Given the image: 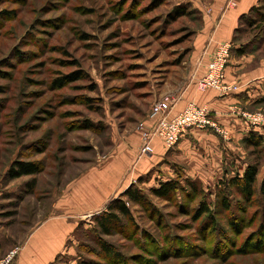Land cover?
I'll return each mask as SVG.
<instances>
[{"label":"rangeland","instance_id":"374dc122","mask_svg":"<svg viewBox=\"0 0 264 264\" xmlns=\"http://www.w3.org/2000/svg\"><path fill=\"white\" fill-rule=\"evenodd\" d=\"M213 1L0 0V224L6 228L0 234V261L22 248L43 221L56 218L66 241L55 264H118L102 251L101 238L121 251L126 264H264L263 202L258 195L247 207L222 180L198 184L200 192L193 198L181 180L183 191L158 199L151 193L161 183L152 179L156 168L129 187L143 192L148 203L147 208L130 205L137 231L132 223H123L111 237H102L93 220L126 192L119 195L123 186L117 185L110 195V185L97 175L119 148L126 151V139H138L133 156L128 154L130 165L146 157L138 156V128L149 120L153 105L177 96L195 79L188 75V54L202 23L193 3ZM178 8L190 14L175 18ZM263 17L264 0L236 35V44L251 51L245 55L252 57L251 68L264 62ZM78 70L87 77L54 88L57 78ZM240 110L250 114L251 126L258 128L252 131L263 146L254 150L245 139L238 149L224 150L223 179L243 174L259 159V187L264 178V96ZM88 122L93 128H87ZM215 134L229 140L228 133L225 138ZM15 161L42 169L11 181L7 172ZM171 167L182 172L178 165ZM33 181L35 188L30 187ZM223 193L232 201L230 212L220 208L214 224L210 215L193 220L190 213L200 201L216 209ZM171 237L176 238V253Z\"/></svg>","mask_w":264,"mask_h":264},{"label":"crops","instance_id":"0c3cea01","mask_svg":"<svg viewBox=\"0 0 264 264\" xmlns=\"http://www.w3.org/2000/svg\"><path fill=\"white\" fill-rule=\"evenodd\" d=\"M226 1L214 0L211 5L193 3L202 18L201 27L194 35L188 54V75L194 74L196 77L179 89L175 98L179 100L176 112L183 110L190 103L208 107L213 119L227 131L229 140L224 142L225 140L211 131L192 129L184 134L172 150L166 149L161 140H155L153 154L130 165L128 154L130 152L133 156L138 139H131L130 143L124 139L122 142L127 148L126 151L124 146L119 148L102 175H97L100 181L105 180L110 185V195L113 188L117 191V185L123 186L118 192L122 195L134 181L142 179L156 168L159 169L152 179L161 180L159 182L174 180L178 174L171 170V165L181 167L186 180L205 184L220 182L224 175V150L238 149L240 142L248 139L254 132L252 130L258 129L251 126L248 119L250 114L240 109L247 110L264 96V62L251 68L252 57L245 56L251 51L238 54L242 48L241 44H236V35L243 20L260 7L262 0H239L235 7L229 9L226 8ZM225 43L233 45V53L226 70V81L238 85L240 89L228 97H221L214 89H199L194 81L205 75L213 54L218 46ZM5 232V226L0 224V234ZM65 241V229L61 222L56 218L46 219L26 237L14 264H52L56 257L64 252Z\"/></svg>","mask_w":264,"mask_h":264},{"label":"trees","instance_id":"16d2710c","mask_svg":"<svg viewBox=\"0 0 264 264\" xmlns=\"http://www.w3.org/2000/svg\"><path fill=\"white\" fill-rule=\"evenodd\" d=\"M163 2H166L168 0H160ZM157 4H160V2H156ZM187 12V11H186ZM198 13L201 16V13L198 11ZM185 14L184 8H178L176 10V17H181ZM3 15L6 17L7 12H4ZM264 18V17H263ZM263 18L261 21H263ZM201 23H202V18ZM247 50L241 49L238 54H245L247 53ZM74 65H78L77 63H73ZM87 76L85 73H83L81 70H78L76 73H73L72 75L68 77H60L57 78L54 82V88L60 89L64 87L65 82H74L81 79H85ZM94 87H92L93 89ZM3 93L2 88L0 87V94ZM87 128H93L91 123H87ZM256 132H252L250 134V137L246 139L248 141V147H252L254 150H259V148H262L263 142L259 143L258 141H262L261 137H258ZM259 152V151H258ZM260 160H255L254 163H250L243 174L237 173L233 178L231 179H223L221 183H224V186H228V190L234 189V192L237 194V196L247 203V207H250L253 204V201L256 196H260L262 200V209H263V223H264V178L261 182V184L258 187V178L260 175V167L261 163ZM40 165L37 163L32 162H14L13 165L10 167L9 171L7 172V177L11 179V181L25 178V177H33L36 176L41 171ZM181 180H185L184 182L189 186L191 193L189 191L188 196L195 197L200 192L199 191V185H201V182L198 181H191L184 179L183 171L178 173V177L174 180L167 181V182H161L159 188L153 189L151 191L152 195L157 197L158 199H171L175 196V193L178 191H183L180 182ZM142 181V179H139V182ZM219 183V184H221ZM199 184V185H198ZM32 188H35V181L31 182ZM189 190V189H188ZM218 206L216 209H211V206L207 203V201H200L197 204L196 209H194L193 212L190 214L192 215V218L195 222L200 221L204 216H209L210 223L214 224L216 221L215 215L219 213L220 208L223 209L226 212H230L234 207L232 205V201H230V198L223 194H219L218 196ZM123 199H117L113 201L104 212L95 215L94 216V222L96 224V232L102 237H111L114 233V231L119 230L118 228H121L123 223H132V227L136 228V231L138 230L137 226L132 221V213L130 209V205H139L142 207H148V203L146 201L145 195L143 192L139 191L138 189H135L134 186L127 189V191L122 195ZM125 198V199H124ZM195 200H192L191 203L194 205ZM240 204H237V207L239 208ZM218 208V209H217ZM4 216H10V215H4ZM216 228V227H215ZM213 227V230H217ZM135 231V232H136ZM170 242H172L171 251L176 253L177 252V244L175 239L171 237ZM139 242V241H138ZM97 243L101 246L102 251L106 254V256L114 263L118 264H126L127 260L126 257L121 253L119 249H117L115 246L109 244L107 241H105L103 238L101 240H98ZM145 243V242H144ZM146 244V243H145ZM262 244V242L260 243ZM259 244V245H260ZM139 245L142 244L139 242ZM144 247V246H143ZM160 247V246H159ZM162 247V246H161ZM259 247V246H258ZM163 248V247H162ZM161 252L165 250H160ZM62 254L58 255L54 262L52 264L56 263V260L58 257H60ZM177 254H173V256H176ZM77 264H89L85 262H80Z\"/></svg>","mask_w":264,"mask_h":264},{"label":"built area","instance_id":"2783aa9c","mask_svg":"<svg viewBox=\"0 0 264 264\" xmlns=\"http://www.w3.org/2000/svg\"><path fill=\"white\" fill-rule=\"evenodd\" d=\"M238 1L230 0L227 8L235 7ZM231 50L230 43L219 46L207 66L205 75L196 82L199 89H214L221 97H228L239 91V86L226 81V70L230 62ZM178 101L175 97H168L153 105L149 120L138 128L141 139L138 148L139 158L153 154V143L157 139L162 141L166 149H174L184 134L192 129L211 131L224 138L227 136V131L213 119L212 112L208 107H199L190 103L183 110L176 112ZM255 124H257L256 119ZM17 254L18 250L11 251L6 259L0 261V264H14Z\"/></svg>","mask_w":264,"mask_h":264}]
</instances>
